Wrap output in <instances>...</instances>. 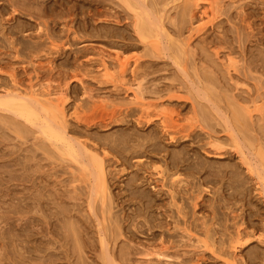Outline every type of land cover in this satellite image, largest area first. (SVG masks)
<instances>
[{
	"label": "rangeland",
	"instance_id": "rangeland-1",
	"mask_svg": "<svg viewBox=\"0 0 264 264\" xmlns=\"http://www.w3.org/2000/svg\"><path fill=\"white\" fill-rule=\"evenodd\" d=\"M195 2L196 0H0V7L1 5L4 7L3 11L2 7L0 8V93H4L5 90H23L32 85H36L35 88L39 90L47 86L53 91L61 89L65 101V119L70 124L68 135L76 142L83 141L89 145H95L97 149L105 148L110 151L108 168L113 171L115 176L112 177L115 180L111 181V176L107 175L106 182L113 193H118L117 195L122 193L124 195L127 179L132 175L130 173L137 169L135 166L127 167L122 164L124 161L121 159L124 158L122 155L130 154L126 152V148L128 151L138 140L144 141L142 137L148 140L157 138V141L166 145L169 150L173 148L179 150L183 147L190 161L199 160L202 162V167L205 166L202 168L203 173L195 175L202 176V179L199 178L200 182L198 180L193 182V178L188 176L190 177L188 180L194 183L193 186L196 185L193 190H197L198 193L201 187L209 188L208 192H202L204 205L195 209L192 199L189 200L192 202L188 201L189 204L192 203L188 205V209L192 212L194 210L196 217L202 216L198 217L200 220L203 219L202 221L196 220L198 224L202 222L200 226L206 218H209L207 225L213 229L219 228L217 238L216 235L214 237L218 241L220 239V244L216 241V246L208 248L196 241L199 239L197 237H200L212 242L202 233L203 231L200 232L202 229L197 228L196 233L192 230L191 236L196 239L191 237L193 242H188L192 244L191 247H186L188 251L185 247L183 248L187 252H190L189 248H191L190 253L194 254L182 255L183 258H196L201 255L202 260L205 256L203 262L200 261L201 264H233V262L264 264V242L261 241L264 238V188L262 187L264 184L261 185V179H259L260 175L264 174V157L259 153L260 149L264 152V142H262L264 130L261 133L259 129V126L264 124V0H213L212 5L202 0L199 1L198 7ZM208 8V14H202ZM146 15L150 16L146 19L149 22L158 23V27L152 25L151 31L141 36L136 22ZM117 55L120 57L119 61L122 60L121 66H124L123 74L118 66L121 62L116 61L117 65L113 58ZM104 60L108 64L111 63L110 75L105 77L102 76ZM135 62L136 67H134ZM124 63L125 65L128 63L127 67ZM82 70L85 72L84 75ZM72 73H78L79 80L83 84L78 81L77 75ZM140 80L147 97L145 102L151 103L149 111L153 121L149 123H144L146 120H143V123L138 121L142 111L140 105L133 100V87L135 88ZM213 92H216V95ZM229 97L234 99L231 100ZM227 100H237L244 106L245 112H248L246 113L247 123L243 125L234 119L233 111L230 110L232 106H229ZM162 107L168 110L173 108L172 111L167 110V112L165 109L166 113H174L173 120L165 113L168 118L166 123H170L172 128V130L168 129L170 134L161 132L163 124L160 123V117L157 118L155 115L157 108V111H160ZM214 107H218L220 111ZM74 115H81L79 118L88 117L83 121L85 117L80 120ZM27 122L20 116L0 109V215L8 218L10 222L6 219L5 222L1 216L3 220L0 224L2 226V229L0 227V251L4 249L0 252V264H104L101 235L107 238V244H109L108 257L114 255L117 262L124 264L127 261L128 264L129 262L134 264L138 260L139 264H156L155 256H147L149 257L147 258L142 253L145 246L156 244L163 230L166 232L165 235L173 231V235L169 234L170 240L177 238L174 240L177 242L181 239L182 234L178 235V233L183 231L174 224L172 227L168 226L169 232L167 227L162 230L150 229L148 223L144 224V219V222L141 221L144 218L143 214L136 221H140L141 225L138 223L140 228L139 225L137 227L131 223L126 231L118 222L120 225L117 231L115 226L117 223L111 219V214L108 216L102 212L100 195L94 199L95 207L91 212L88 206L89 182L84 171L79 170L77 163L61 155L51 141L39 131L37 125ZM23 126H26V129L21 131ZM181 128L187 134L191 132L190 137L182 138L184 130ZM249 128L251 130L254 128L255 131L254 129L250 131ZM176 129L178 132L175 131ZM171 134L175 135L174 140L168 139ZM214 138L220 139L222 143L221 156L215 155L208 144V141ZM118 140L122 141L121 144L115 147L116 151H111L107 144L114 146L119 142ZM136 150L138 152H134L130 157L132 164L142 159L141 161L145 160L155 166L164 165L162 169H165L164 152L160 154L153 151L141 150L140 152L139 148ZM161 155L163 157H160ZM245 157L253 166L254 164L258 166L254 169L258 173L248 171ZM123 168L124 171H122ZM184 168L182 172L181 170L178 172L181 177L185 172ZM169 169L168 171L165 169L168 177L173 178L178 174L169 176L176 171L174 169L175 171L172 172V168ZM210 170H223L221 175H224L215 179L214 175L209 173ZM149 171L151 175L154 174L152 178H160L157 175V169L152 168ZM139 172L140 177L145 174L143 170ZM228 172L231 173L228 174ZM232 174L234 177L237 175L235 178L240 183L236 185V190L234 187L230 188ZM171 178H168L169 183L172 182ZM203 179L207 180L204 182ZM208 179H215L212 181L216 183L207 184ZM61 180L65 184L61 183ZM141 185L142 189L153 191L151 185L144 183ZM167 187L169 186L167 185L165 190L168 189ZM65 190H67L66 193ZM32 196H36L33 197L34 200ZM221 196L223 199L220 200ZM40 198L44 202L38 205L41 203ZM62 198L64 201L61 202ZM214 200L219 201L217 218L219 224L225 225L224 229L219 224L217 227V223L214 226L210 224L213 221L211 207ZM31 201H35L33 203L35 208ZM36 201L39 203L37 204ZM128 201L123 204H127L128 206H125L127 208L115 202L114 209L118 212L115 215H120L121 218L123 213L133 215L134 212L135 214V211L132 212V209H135L134 206H129L133 203H127ZM166 201L169 200L166 199ZM64 205L66 210L62 211V208L63 210L65 208ZM158 212L155 215L159 214ZM67 213H69L68 216ZM64 216L65 221H63ZM103 216L106 217L104 222ZM67 217L70 222H77L75 224H79L77 225L79 229L83 227L81 231H84V234L79 237L80 242H77V238V240L73 239L69 229L64 231L66 229L64 223L69 222ZM25 222L27 230L24 231ZM87 223L91 226L87 227ZM103 223H106L104 227ZM16 225L19 227L17 228ZM144 226L148 230L143 229ZM133 227L138 230H134ZM237 228L248 235H243V240L247 243H243V240L239 241L241 246L240 243L238 246L241 248L231 241L232 235H236ZM223 230L226 233L222 232ZM4 232L7 234L4 235ZM152 232H155L154 237L151 235ZM92 233L95 234L94 237ZM122 234L125 236L123 237ZM130 236L134 239H132L133 243L130 241ZM186 239L188 241V238ZM126 240L132 243H128L132 247ZM152 240H154L153 243H151ZM4 241L5 244H3ZM121 241L128 246H124ZM120 242L122 247L119 245ZM139 243L144 244L143 248L139 247ZM194 243H199L198 245L202 247L197 246V248V244ZM234 245H236L235 248ZM192 247L197 250L194 251ZM121 248L124 249L123 252L128 253L126 255L128 258L125 255L122 257ZM211 248L215 250V254ZM181 249L182 247L179 251L183 252ZM171 250L169 252L173 254L175 251ZM220 250H223V254ZM234 254L236 259L233 258ZM173 256L170 259L172 263H174L172 259L177 258ZM122 258L126 259L124 263ZM147 259L148 262L152 260L151 263H148ZM178 259L175 262L181 263ZM154 261L155 263H152Z\"/></svg>",
	"mask_w": 264,
	"mask_h": 264
},
{
	"label": "bare ground",
	"instance_id": "bare-ground-1",
	"mask_svg": "<svg viewBox=\"0 0 264 264\" xmlns=\"http://www.w3.org/2000/svg\"><path fill=\"white\" fill-rule=\"evenodd\" d=\"M6 1V0H5ZM199 1H202V0H199ZM199 1L198 0H196V2L195 3H197L196 5H197V7L200 5L199 4ZM205 1H207L208 2V4L209 5H212V3H213V0H205ZM8 2V1H7ZM1 4V3H0ZM5 4V3H4ZM3 5H1V7H2ZM0 7V8H1ZM211 7V6H210ZM209 7V8H210ZM209 8L207 9V10H204L203 12H202V14H205V15H207L208 14V10H209ZM242 8V7H241ZM4 10V7H2V11ZM242 10V9H241ZM40 12V11H39ZM41 12H42V9H41ZM46 13V12H45ZM44 13V14H45ZM42 14H43V12H42ZM245 15V14H244ZM241 16H243V14L241 15ZM146 17H148V18H150V16L149 15H146V16H142V18L140 19V21H138V22H136V27L137 28H139V33L141 34V36H143L146 32H149V30L151 31V29H152V25H155V26H157L158 27V23H156V22H149L147 19H146ZM242 18H244V17H242ZM241 18V19H242ZM245 19V18H244ZM243 19V21H245ZM248 24H249V22H247ZM250 25V24H249ZM249 27V26H248ZM252 28V27H251ZM12 41V40H11ZM52 41V40H51ZM15 43V41L13 42V44ZM53 43V42H52ZM24 45H25V43H23ZM26 46V45H25ZM24 46V47H25ZM58 47V46H57ZM62 47V46H61ZM60 47V48H61ZM19 49V48H18ZM63 49V48H62ZM186 49V48H185ZM58 50H60V49H58ZM18 51H20V50H18ZM118 54V53H117ZM116 55V54H115ZM118 55H120V54H118ZM113 56V58H114V61H115V63H116V61H119V56ZM53 61V60H52ZM136 61V60H135ZM119 62H121V64L120 65H118L117 63V65L119 66V68H120V71L122 72V74H123V72L125 73V71H124V66H121L122 65V60L121 61H119ZM139 61H138V59H137V63H138ZM114 63V64H115ZM136 62H135V66L134 67H136V64H137ZM140 63V62H139ZM138 63V64H139ZM48 64H49V62H48ZM52 64V63H51ZM103 74H102V76L103 77H105V76H108V75H110V65H111V63H107L105 60L103 61ZM128 64V63H127ZM127 64L125 65V63H124V65L127 67ZM50 65V64H49ZM48 65V66H49ZM42 65H40V67H41ZM52 67V66H51ZM49 68V67H48ZM81 67H79V69H80ZM51 69V68H50ZM78 69V70H79ZM125 70H126V68H125ZM135 70V69H134ZM134 70H133V72H134ZM81 71V70H80ZM121 72H119V73H121ZM136 72V71H135ZM82 73H83V75L85 74V72H83V70H82ZM81 73V74H82ZM12 74V73H11ZM72 74H74V73H72ZM76 74V73H75ZM74 74V75H75ZM78 74V73H77ZM76 74V75H77ZM122 74H120L121 76H122ZM140 74V73H139ZM13 75V74H12ZM74 75H73V77H74ZM75 75V76H76ZM79 75V74H78ZM78 75H77V78H78V81L80 82V76L78 77ZM82 75V76H83ZM141 75V74H140ZM143 75V74H142ZM120 76V77H121ZM125 76V75H124ZM67 77V76H66ZM71 77V76H70ZM72 77V78H73ZM123 77V76H122ZM69 78V77H68ZM74 79V78H73ZM75 79H76V77H75ZM102 79V78H101ZM100 79V82H102V80ZM125 79V78H124ZM14 80V79H13ZM82 80H83V77H82ZM143 80V79H142ZM120 81V80H119ZM123 80L121 79V82H122ZM125 81V80H124ZM68 83V82H67ZM80 83H82V82H80ZM125 83H127L126 81H125ZM83 84V83H82ZM13 85V87L15 86V84H12ZM65 85H66V83H65ZM116 85V84H115ZM36 86V85H35ZM35 86H30L29 88H25V89H23V90H20V89H18L17 91H9V90H5L4 91V93H0V109H3V110H5V111H9V112H11V113H13V114H15V115H17L18 117L20 116L21 118H24L25 119V121L27 122H30V123H32V124H34L36 127H38L39 128V131L44 135V136H46V138H48L50 141H51V144H53L55 147H56V149L61 153V155H63V156H65L67 159H69L71 162H73V163H77L76 165H78V167H79V170L81 171V170H83L84 171V173H85V176H86V178H87V180H88V182H89V186H88V188H89V193H88V197H89V199H88V206H89V209H90V211L91 210H93L94 209V205H95V203H94V199L96 198V196H98V195H100V200H101V209H102V212L103 213H106L107 215L109 214H111V219H114V222L115 223H117L115 226H116V230L118 229V226L120 225V224H118V222H120L121 223V227L123 226L124 228H125V230L126 229H128L129 228V226H130V224L132 223V224H135V225H137V227H138V225L140 224V221L139 222H136L137 221V218L139 217V216H142V214H143V216H144V218H142V220L141 221H143V219L145 220V222H144V224L145 223H148V225L150 226V229L151 228H157V229H159V230H162L163 228H165V227H167V230H168V232H169V230H170V228L168 227V226H170V227H172L173 225L172 224H174V226L175 227H177L178 229H180L181 231H183V233H178V235L179 234H182V236L180 237L181 239H178L180 242H178V240H177V242L176 241H174V240H176V239H172V240H170V238H171V236H169V234H167V235H165V233L166 232H164V230H163V232H161L160 234H159V241L157 242V241H155V243L156 244H154L153 242H154V240H152V242L151 243H153V245L151 244H149V246H145V249L142 251V253L143 254H145L146 255V257L147 256H155L156 257V259H157V261H156V259H155V261L157 262L156 264H163V263H167V264H176V263H178V261H176L175 262V260L176 259H178L181 263H178V264H201L202 262H203V259L205 258V256H204V258L201 260V255H199V253H197L199 256L198 257H196V258H193V257H186V258H183V256L182 255H191V254H194V253H190L191 252V248H189V251L190 252H187L188 250H187V246H192V244L190 245L188 242H190V243H192L193 242V240H192V238L191 237H194V236H191L192 234H191V231L192 230H195L194 232L196 233V231H198L197 230V228L200 230V229H202V230H200V232L201 231H203L202 233L207 237V238H209L210 239V241H212L211 243L210 242H208L207 240H203V239H201L200 237H197V238H199L198 240H196L197 242H201V243H203L204 244V246L205 247H208V248H210V247H214V246H216L215 244L217 243V242H219L220 241V239H219V241H218V239L216 240L215 239V235L219 232V230H217V229H219V228H217L219 225H220V227H222L223 225L222 224H219L218 223V218H217V212H218V209H217V206H219V201H218V203H217V201H215L214 203H213V205H212V219L211 220H213L210 224H213V226H214V224H216V228L217 229H213V228H211V226H208L207 225V223H208V220H209V218H206V220L205 221H203V224L205 225V226H203V224L201 225V226H203L202 228H201V226H200V224L202 223V222H200L199 224L196 222V220H200V219H198V217H199V215L196 217V212L193 210V212L192 211H190V209H188L189 208V206L192 204H189L188 203V201L189 200H192L193 199V207H195V209H196V207H202L204 204L202 203V201L204 200V197L202 196V192H208L209 190V188L207 187H205L204 189L201 187V185L199 186V190H198V193L195 191V190H193V187H195V186H193L194 185V180H198L199 182H200V180H199V178H201L202 179V176L200 175V176H195V175H198V174H201V172L203 173V171H202V168H204V167H202V165H201V161H199V160H195L194 162L191 160L190 161V157H188V156H186L187 155V152H186V150H184V148L182 147L181 149H179V150H175L174 148H173V150L171 149V150H169L167 147H166V145H163V144H160L158 141H157V138H155L154 140H148V139H146L145 137H142V139L144 140V141H137L136 143H135V146L134 147H132V148H129L128 149V151H127V148H126V152L127 153H130L129 154V156H127L126 154H123L122 156L124 157V158H121L122 156H120V158L122 159V161H123V159H124V161L122 162V164H124L125 166L127 165V167H128V165H130L129 167H131V166H135V167H137V169H135V171H133L132 173H130V174H132L130 177H128V179H127V182H126V188H125V193H124V195H123V193L122 194H120V195H117L118 193H113L112 192V190L110 189V187L108 186V184H107V182H106V179L108 178V176H111V181L113 180H115V178L114 177H112V176H115L114 175V173H113V171L110 169V168H108V166L110 165L109 164V162L108 161H110V158L108 159V156H109V152L110 151H108L107 149H102V150H100V149H97L96 148V146L95 145H89L88 143H86V142H83V141H74L68 134V129H69V126L68 125H70L68 122H67V120L65 119V112H64V110H65V101H64V95L62 94L63 93V91L60 89L59 91H53L52 89H49V86H47L46 88H44V89H36L35 88ZM117 86V85H116ZM16 87V86H15ZM45 87V86H44ZM144 87V86H143ZM67 89V88H66ZM89 90V89H88ZM144 90L145 89H142V81L140 80V81H138L137 83H136V86H135V88L133 87V100L138 104V105H140V108H141V111H142V114L140 115V119L138 120L140 123H143L144 121L143 120H146L144 123H146V122H152L153 121V119H152V121H151V113H150V106H151V103H146L145 102V100H146V98L147 97H145V94H144ZM208 90V89H207ZM211 90V89H210ZM212 90H214V89H212ZM211 90V91H212ZM91 91V90H90ZM89 92V91H88ZM214 93V92H213ZM216 93V92H215ZM214 93V94H215ZM213 94V95H214ZM219 94V93H218ZM216 95V94H215ZM93 96V95H92ZM206 96V95H205ZM90 97H91V94H90ZM94 97V96H93ZM66 98V97H65ZM208 98V97H207ZM218 98V97H217ZM230 98V97H229ZM41 99V100H40ZM226 99H227V97H226ZM231 99V98H230ZM232 99H234V98H232ZM231 99V100H232ZM66 100V99H65ZM207 100H209V98L207 99ZM160 101V100H159ZM210 102V101H209ZM227 102H228V104H229V106H232V108L230 107V110L232 109V111H233V115H232V113H231V115L232 116H234V119L235 120H237L238 122H241V123H243V125H244V123L246 122V113H248L247 111L245 112V109H244V106H242V105H240L238 102H237V100H233V101H230V100H227ZM134 103V102H133ZM135 103V104H136ZM157 103V105H158V102H156ZM164 103V102H163ZM152 105H154V104H152ZM160 106V105H159ZM162 106V105H161ZM213 106H216V105H213ZM228 106V107H229ZM157 107V106H156ZM159 108V107H158ZM158 108H157V110H158ZM212 108V107H211ZM215 108V107H214ZM246 108V107H245ZM257 108V107H256ZM165 109H166V112H167V110H168V108H164V107H162L161 108V110L160 111H157L156 110V112L157 113H155V115L157 116V118L158 117H160L159 119H160V123H162L163 125H162V130H161V132H163V133H165V134H167L168 133V129H171L172 130V128H170V123H166L167 122V120H168V118H167V115H165ZM173 109V108H172ZM172 109H169V110H171L172 111ZM216 110H219V108L218 107H216L215 108ZM214 109V110H215ZM168 110V111H169ZM211 110H213V109H211ZM258 110H260V109H258ZM173 111H175V110H173ZM220 111V110H219ZM219 111H216V112H218L219 113ZM231 111V112H232ZM249 112H250V109L248 110ZM76 112V111H75ZM79 112V111H78ZM176 112V111H175ZM207 112V111H206ZM222 112V111H221ZM76 114H78L77 112H76ZM166 114H168L169 115V118L171 119V120H173L174 119V117H173V115L172 114H174V113H172L171 112V114L168 112V113H166ZM207 114V113H206ZM219 114H221V113H219ZM74 116H77L76 118H79V116H81V115H74ZM220 116V115H219ZM222 116V115H221ZM83 117H85V116H82V117H80V118H83ZM88 116H86L85 118H83V121H84V119H86ZM91 117V116H90ZM102 117V116H101ZM107 117V116H106ZM110 117H111V115H110ZM79 118V119H80ZM103 118V117H102ZM101 118V119H102ZM105 118V117H104ZM167 118V119H166ZM232 118V117H231ZM16 119V118H15ZM106 119V118H105ZM111 119V118H110ZM169 119V120H170ZM233 119V118H232ZM18 120V119H17ZM78 120V119H77ZM80 120H82V119H80ZM79 120V121H80ZM87 120V119H86ZM112 120V119H111ZM16 121V120H15ZM102 121H104L103 119H102ZM137 121V122H138ZM154 121H156V120H154ZM18 122V124L22 127V125L19 123V121H17ZM22 122H24V120L22 121ZM27 122V123H28ZM105 122V121H104ZM68 123V124H67ZM159 123V124H160ZM247 123V122H246ZM170 124V125H169ZM226 124H227V121H226ZM238 124V123H237ZM17 125V124H16ZM19 125L17 126V127H19ZM241 125V124H240ZM172 126L174 127V124H172ZM171 126V127H172ZM252 126V125H251ZM250 126V127H251ZM254 126V125H253ZM256 126V125H255ZM257 126H259V125H257ZM24 127V126H23ZM260 128V130H261V133L263 132V130H264V124H262V125H260L259 126ZM177 128V127H176ZM179 128V127H178ZM19 129H20V127H19ZM26 129V126L23 128V129H21V131H23V130H25ZM182 129V128H181ZM250 129V128H249ZM254 129V128H253ZM252 129V130H253ZM257 129H258V127H257ZM170 130V131H171ZM179 130V129H178ZM182 130H184V129H182ZM251 129H250V131H252ZM176 132H178L177 131V129L175 130ZM181 131V130H180ZM254 131H255V129H254ZM182 132V131H181ZM184 132H185V130H184ZM184 132H182L183 134H184ZM256 132H257V130H256ZM172 133H173V131H172ZM181 133V134H182ZM209 133V132H208ZM168 134H170V133H168ZM176 134V133H175ZM181 135L182 136V138L184 137H190V135L189 134H191V132H189V134H187V132H185V134L184 135ZM264 135V133L262 134V136ZM210 136H212L211 134H210ZM231 136V135H230ZM187 137V138H188ZM170 138V140H174L175 139V135H173V134H171V135H169V137H168V139ZM178 138V137H177ZM221 138V137H220ZM263 138V137H262ZM137 139V138H136ZM179 139V138H178ZM209 140V139H208ZM212 141H208V144L211 146L210 148L213 150V153L215 154V155H219V156H221L222 155V151H221V149H222V143H221V141H220V139H218V138H214V139H211ZM119 141V140H118ZM176 141H178L177 139H176ZM121 142L122 141H119V142H117V143H115L114 144V146H110V144H107V147H109L110 149H111V151H116L115 149V147H118L120 144H121ZM207 142V141H206ZM205 142V143H206ZM262 142H264V141H262ZM177 143V142H176ZM207 144V145H208ZM261 144V143H260ZM264 144V143H263ZM97 145V144H96ZM99 147V146H98ZM101 147V146H100ZM99 147V148H100ZM136 148H139L140 149V152H141V150H143L144 152H157V153H163L164 154V163L166 164V167H165V169L168 171V169L169 168H172V172H173V170L174 169H176V171L175 172H173V173H171V175H169V176H174L175 174H177L180 170H181V172H182V169L184 168L185 169V174L183 175L182 174V177H181V174H177V175H175L173 178H171V177H168V175L166 174V171H165V169H162V167L164 166V165H162V166H155V164H153V163H150V162H145V160L144 161H141L142 159H140V161H136L134 164H132L131 163V161H130V157H132L133 156V153L134 152H138L137 150H136ZM210 149V150H211ZM211 150V151H212ZM241 150V149H240ZM123 151H124V149H123ZM220 151H221V153H220ZM143 152V153H144ZM143 153H142V155H143ZM259 153L264 157V152L263 151H261V149L259 150ZM155 154V153H154ZM191 154V153H190ZM244 154V153H243ZM145 155V154H144ZM147 155V154H146ZM58 156V155H57ZM190 156V155H189ZM160 157H163L162 155L160 156ZM191 157H193V156H191ZM197 158V157H196ZM162 160V159H161ZM248 159H247V157H245V161H246V163L248 164V171L249 172H251V173H255V172H257L258 173V171H255L254 169H257L258 168V166L256 167V164H254V166L250 163V162H248L247 161ZM116 162V161H115ZM242 162H243V160H242ZM163 163V164H164ZM152 168H154V169H157V175H159L160 176V178H155V177H151V176H153V175H151L152 173H151V171H149L150 169H152ZM125 169L123 168L122 169V171H124ZM141 170H143V174H144V172H145V174L142 176V177H140V172L139 171H141ZM170 170V169H169ZM263 170H264V168H263ZM221 171H223V170H221ZM221 171H213V170H210L209 171V173L210 174H213L214 175V177L213 178H215L216 179V177H219V176H223L224 174H222L221 175ZM169 172H171V171H169ZM224 173H225V171H224ZM231 173V172H230ZM229 172H228V174H230ZM115 174H116V172H115ZM108 175V176H107ZM157 175H155V176H157ZM188 176H191L192 178H193V182H191V181H189L188 179L190 178H188ZM212 176V175H211ZM228 176H230V175H228ZM206 177V176H205ZM220 177V178H221ZM235 177H237V175L235 176ZM234 177V175L232 174V178H231V181H230V188L231 187H234L235 188V190H236V185H239L240 183H239V180L238 179H236ZM171 178V180H172V182H170L169 183V179ZM187 178V179H186ZM233 178H235V179H233ZM168 179V180H167ZM215 179H208L209 181H207L208 183L207 184H209V183H211L212 184V182H215L216 183V181H212V180H215ZM259 179H261V185H262V183L264 184V174L263 175H260V178ZM205 180H207V179H205ZM205 180L203 179L202 181H204L205 182ZM62 181V180H61ZM60 181V182H61ZM142 181V182H141ZM195 181V184L197 183V185H198V182H196ZM226 181V180H225ZM229 181V180H228ZM146 182V183H145ZM61 183H63V181L61 182ZM141 183H144V184H149V185H151V187L153 188V191H150V190H147V189H145V188H143L142 189V185H141ZM153 183H154V185H153ZM214 183V184H215ZM236 183V184H235ZM63 184H65V183H63ZM62 184V185H63ZM200 184H202V183H200ZM211 184H210V186H211ZM217 184H218V181H217ZM224 184V183H223ZM228 184V183H227ZM73 185V184H72ZM169 186V187H167L168 189L167 190H165V188H166V186ZM67 186V185H66ZM190 186H192V187H190ZM209 186V185H208ZM227 186V185H226ZM65 187V186H64ZM163 187H164V189H163ZM212 187V186H211ZM263 188H264V186H262ZM74 188V187H73ZM152 188H151V190H152ZM222 188V187H221ZM237 188H239V187H237ZM67 189H69V188H67ZM198 189V188H197ZM211 189V188H210ZM213 189H214V186H213ZM224 189V188H223ZM215 190V189H214ZM9 191V190H8ZM10 191H11V189H10ZM66 191L67 190H65V193H66ZM211 191H213V190H211ZM62 193L64 192V190L63 191H61ZM60 192V193H61ZM213 192H216V191H213ZM62 193L60 194L61 196H62ZM193 193H195V194H193ZM211 193V192H210ZM218 193H219V191H218ZM217 194V193H216ZM35 195V194H34ZM59 195V196H60ZM65 195H68V194H65ZM70 195V194H69ZM165 197H164V196ZM221 195V193L219 194V196ZM37 196L39 197V195L37 194ZM59 196H57V197H59ZM128 197V199H127V197ZM34 196H32L31 198H33ZM36 197V196H35ZM34 197V198H35ZM67 197V196H66ZM74 197V196H73ZM124 197H126V199L124 198ZM201 197H203V198H201ZM34 198L32 199V200H34ZM42 198V197H41ZM41 198H40V200L39 201H41ZM60 198V197H59ZM64 198V197H63ZM63 198L61 199V202L62 201H64L65 200V198H64V200H63ZM68 198V197H67ZM123 198H124V200H123ZM216 198V197H215ZM37 199V198H36ZM39 199V198H38ZM37 199V200H38ZM73 199V198H72ZM166 199H168L169 201L167 202L166 201ZM219 199V198H218ZM221 199H223V196H221V198H220V200ZM69 200H71V198L69 199ZM118 200H120L119 202H118ZM127 200H129L127 203H133V204H130L129 206H134L133 208H135L134 210L132 209V212L133 211H135V214H134V212H133V215H130L129 213H123L124 214V216H123V214H122V212H121V214H122V216H121V218L119 217L120 215H115L116 213L118 214V212L116 211L115 212V209H114V205H115V202L117 203V204H119L120 205V203H121V205H122V207L123 208H127V207H125L126 205H123V204H125V202L127 201ZM53 201V200H52ZM55 201V200H54ZM66 201V200H65ZM32 202V206H33V203L35 202V201H31ZM30 202V203H31ZM37 202V201H36ZM42 202H44V201H41V203H39V202H37V204L38 205H40V204H42ZM59 202H60V199H59ZM189 202H192V201H189ZM27 204V205H31V204ZM65 203V202H64ZM55 204V202L53 203V205ZM117 204H116V207H117ZM137 204V205H136ZM203 204V205H202ZM24 205V204H23ZM35 205V204H34ZM62 205V204H61ZM66 205V204H65ZM65 205H64V207H65ZM120 205V206H121ZM189 205V206H188ZM32 206L30 207V208H32ZM128 206V205H127ZM27 207H29V206H27ZM34 208H35V206H33ZM36 207H38V206H36ZM122 207H120V208H122ZM39 208V207H38ZM130 208V207H129ZM29 209V208H28ZM27 209V210H28ZM114 209V211H112ZM32 210V209H31ZM34 210V209H33ZM36 210V209H35ZM66 210V207L64 208V210H63V208H62V211H65ZM68 210H70V208L68 209ZM118 210V209H117ZM123 210V209H122ZM158 210L160 211V212H158ZM191 210H192V207H191ZM29 211V210H28ZM127 211V210H126ZM129 211H130V209H129ZM128 211V212H129ZM2 212V211H1ZM30 212V211H29ZM91 212H93V211H91ZM112 212H115V213H112ZM131 212V211H130ZM159 213V214H157V215H155V213ZM61 213H64V212H61ZM65 214V213H64ZM120 214V213H119ZM141 214V215H140ZM67 216L69 215V213H67L66 214ZM71 215V214H70ZM108 215V216H109ZM112 215H115L116 217L118 216L119 217V219H120V221L118 220V217L117 218H115V216H112ZM1 216L2 215H0V224H1V222H2V218H1ZM75 216V215H74ZM77 216V215H76ZM204 216V215H203ZM3 217V216H2ZM6 217V216H5ZM65 217V216H64ZM114 217V218H113ZM200 217H202V216H200ZM199 217V218H200ZM206 217V216H205ZM209 217V216H208ZM4 218V217H3ZM68 218V217H67ZM139 218H141V217H139ZM139 218H138V220H139ZM5 219L6 218H4V221H5ZM8 219V218H7ZM6 219V220H7ZM168 219H170V220H168ZM202 219V218H201ZM23 220V219H22ZM66 220V217L64 218V220L63 221H65ZM73 220V219H72ZM109 220H110V218H109ZM171 220H172V222H171ZM203 220V219H202ZM202 220H200V221H202ZM8 221V220H7ZM24 221V220H23ZM22 221V222H23ZM27 221V220H26ZM68 221H69V218H68ZM99 221V220H98ZM97 221V222H98ZM104 221H106V217L105 216H103V222ZM113 221V220H112ZM6 222V221H5ZM9 222V221H8ZM142 222V223H143ZM199 222V221H198ZM220 222V221H219ZM10 223V222H9ZM9 223H7V224H9ZM28 223L30 224L31 222L28 220ZM27 223V224H28ZM75 223H77V222H74V223H72V222H65L64 223V227L66 228V229H64V231L65 230H67V229H69L72 233V236H73V239H76L77 240V242H80V236L82 237L83 235L82 234H84L83 232L84 231H81V229L83 228H81V229H79V224H75ZM112 223V222H111ZM139 223V224H138ZM18 224V223H17ZM22 224H24V222L22 223ZM22 224H21V230L23 229V226H22ZM28 224V225H29ZM81 224V223H80ZM88 224V223H87ZM86 224V225H87ZM104 224V225H103ZM102 225H103V227L106 225V223H103ZM219 224V225H218ZM225 224V223H224ZM20 225V224H19ZM141 225V224H140ZM140 225H139V228H140ZM143 225V224H142ZM180 225H182V226H180ZM222 225V226H221ZM6 226H9V225H6ZM26 222H25V229H23L24 231L25 230H27V228H26ZM80 226H82V225H80ZM84 226V225H83ZM89 226H91L90 224H88L87 225V227H89ZM111 226H113V224L111 225ZM134 226V225H133ZM199 226V227H198ZM212 226V227H213ZM225 226V225H224ZM224 226H223V229H224ZM241 226H242V224H241ZM0 227H1V229H2V226L0 225ZM11 227V226H10ZM10 227H8V228H10ZM13 227V226H12ZM16 227H17V225H16ZM16 227L14 226V228L16 229ZM19 227V226H18ZM17 227V228H18ZM94 227V226H93ZM100 227V226H99ZM98 227V228H99ZM121 227H119V228H121ZM136 227V226H135ZM135 227H133V229L134 230H138V228H136L135 229ZM175 227H174V229H175ZM238 227H240V226H238ZM19 228V229H20ZM84 228H86L85 226H84ZM95 228H97V227H95ZM101 228H102V226H101ZM101 228L98 230L99 231V233L101 232ZM147 229L148 230V228H146V226H144L143 227V229ZM5 229V228H4ZM13 229V228H12ZM11 229V230H12ZM87 229V228H86ZM113 229V228H112ZM122 229V228H121ZM141 229H142V227H141ZM213 229V230H212ZM244 229V228H243ZM6 230V229H5ZM4 230V231H5ZM18 230V229H17ZM17 230H15V231H17ZM84 230V229H83ZM97 230V229H96ZM103 230V229H102ZM155 230V229H154ZM153 230V231H154ZM172 230H173V228H172ZM222 230V229H221ZM6 231H10V230H6ZM13 231V230H12ZM69 231V232H70ZM118 231V230H117ZM127 231V230H126ZM140 231V230H139ZM146 230H144V232H145ZM175 231V230H174ZM244 231H245V229H244ZM3 232V231H2ZM18 232V231H17ZM85 232H86V230H85ZM92 232H94L93 230H92ZM134 232V231H133ZM159 232V231H158ZM172 232L173 231H171V234H172ZM176 232V231H175ZM174 232V233H175ZM178 232V231H177ZM222 232H224V233H226L224 230L222 231ZM221 232V233H222ZM246 232H247V230H246ZM245 232V233H246ZM89 233V232H88ZM95 233H96V231H95ZM98 233V234H99ZM114 233V232H113ZM122 233H123V231H122ZM128 233V232H127ZM151 233V232H150ZM153 233H155V232H152V237H154L153 236ZM220 233V234H221ZM6 234H7V232H6ZM5 234V232H4V235H6ZM14 234H16V233H14ZM90 234V233H89ZM93 234V233H92ZM92 234L90 235V236H92ZM97 234V233H96ZM103 234V233H102ZM125 234V233H124ZM124 234H122L123 235V237L125 236ZM128 234H130V232L128 233ZM127 234V235H128ZM147 234V233H146ZM170 234V235H171ZM177 234V233H176ZM175 234V235H176ZM197 234H198V232H197ZM219 234V233H218ZM234 234V233H233ZM235 234L236 235H232V238H231V241L232 242H234V243H236L237 244V246H238V243H240V246H241V242H239L240 240L242 241L243 239H244V236L245 235H247V233L246 234H244V232H243V230H241L240 228H237V230L235 231ZM248 234H250V232L248 233ZM88 235V234H87ZM117 235H120V234H117ZM150 235V234H149ZM150 235V236H151ZM173 235V234H172ZM178 235H176V236H178ZM198 235H200V234H198ZM203 235V236H204ZM244 235V236H243ZM89 236V235H88ZM95 236V234H93V236L92 237H94ZM132 236H134V235H132ZM158 236V235H157ZM175 236V237H176ZM201 236V235H200ZM230 236V235H229ZM248 236V235H247ZM218 237L219 238H222L220 235H218ZM127 238V237H126ZM130 238H131V240L130 241H132V237L130 236ZM156 238H152V239H156ZM168 238V239H167ZM173 238H174V236H173ZM186 238H188V241H187V239ZM195 238V237H194ZM216 238H217V235H216ZM230 238V237H229ZM263 238V237H262ZM94 239V238H93ZM149 239H150V237H149ZM196 239V238H195ZM100 240H101V243H102V257H103V259H104V264H121V263H119V262H117L116 261V259L112 256V255H110L111 257H108V255L110 254L109 252H108V245L109 244H107V238L104 236V235H101V238H100ZM134 240V239H133ZM147 240V239H146ZM151 240V239H150ZM184 240H186V241H184ZM109 241V240H108ZM111 241V240H110ZM124 241H125V239H124ZM217 241V242H216ZM230 241V240H229ZM262 242H264V238L261 240ZM113 242H115V241H113ZM122 242V244L125 246V245H127L128 243H129V241L127 242V240H126V242H127V244L124 242L123 243V241H121ZM121 242H120V244L119 245H121V247H122V244H121ZM145 242H147V241H145ZM224 242H225V240H224ZM247 243L246 241H244L243 240V243ZM83 243V242H82ZM132 243H133V241H132ZM132 243H129V244H132ZM148 243V242H147ZM188 243V244H187ZM222 241H221V245H222ZM1 244H2V242H1ZM3 244H5V241L3 242ZM114 244V243H113ZM128 244V245H129ZM195 245H196V247L197 246H199L200 244L199 243H194ZM199 244V245H198ZM219 244H220V242H219ZM233 244V243H232ZM6 245H7V243H6ZM79 245V244H78ZM77 245V246H78ZM127 245V246H128ZM138 245V244H137ZM139 247H141L142 246V248H143V246H144V244L143 245H141V243H139ZM5 246V245H4ZM123 246V247H124ZM129 246H131V245H129ZM134 246V245H133ZM24 247V246H23ZM82 247V246H81ZM80 247V248H81ZM117 247H119V246H117ZM132 247V246H131ZM135 247V246H134ZM133 247V248H134ZM137 247V246H136ZM135 247V248H136ZM180 247H182V249H183V252L182 251H179V249H180ZM183 247H185V249L187 250V251H185V249L183 248ZM194 247V246H193ZM193 247H192V249H193ZM199 247H202V246H199ZM217 247H218V244H217ZM229 247H230V245H229ZM236 247V245H234V248ZM239 247V246H238ZM3 248V245H2V247H1V249ZM127 248V247H126ZM134 248V249H135ZM138 248V247H137ZM179 248V249H178ZM198 248V247H197ZM222 248V247H221ZM221 248H217V249H221ZM232 248V247H231ZM233 248V249H234ZM239 248H241V247H239ZM4 249V248H3ZM2 249V250H3ZM120 249V248H119ZM122 249V251H121V255H122V257H123V255H127L128 253H125V252H123V248H121ZM131 249V248H130ZM139 249V248H138ZM170 249H174V251L175 252H173V254H170V252H169V250ZM181 249V250H182ZM200 249V248H199ZM216 249V248H215ZM223 249V248H222ZM237 249V248H236ZM235 249V250H236ZM1 250V251H2ZM112 250H114V248H112ZM126 250V249H125ZM128 251H131V250H129V249H127ZM135 250H137V249H135ZM171 250V251H172ZM194 251H196L197 249H193ZM192 250V251H193ZM203 250V249H202ZM211 250H212V248H211ZM0 251V252H1ZM26 251H28V250H26ZM79 251V250H78ZM132 251H134V250H132ZM138 251V250H137ZM217 252L219 251V250H216ZM223 251V250H222ZM221 250H220V252H222ZM81 252H82V248H81ZM136 252V251H135ZM134 252V253H135ZM199 252V251H198ZM202 252V251H201ZM204 252V251H203ZM212 252L215 254L216 252H215V250L213 249L212 250ZM211 252V253H212ZM219 252V253H220ZM225 252V251H224ZM133 253V252H132ZM181 253H183V254H181ZM190 253V254H189ZM196 253V252H195ZM131 254V253H130ZM202 254V253H201ZM222 254H223V252H222ZM1 255V254H0ZM118 255H119V253H118ZM174 255V256H173ZM186 255V256H187ZM107 256V257H106ZM172 256L173 257H177L176 259H172V260H174V263H172L173 261H171L170 259L172 258ZM181 256H182V258H181ZM234 257V259H236V256H235V254L233 255ZM154 257V258H155ZM195 257V256H194ZM200 257V258H199ZM108 258V259H107ZM126 258H128L127 256H126ZM147 258H149V257H147ZM154 258H153V260H154ZM123 259V258H122ZM119 260H121V259H119ZM145 260V259H144ZM116 261V262H115ZM123 262L122 263H124V261H126V259L124 258L123 260H122ZM130 261V260H129ZM140 261V260H139ZM147 262H148V259L146 260ZM152 261V260H151ZM151 261H149L150 263H151ZM155 261L154 262H152V263H155ZM200 261H202V262H200ZM136 262L138 263V260H136ZM135 262V263H136ZM148 262V263H149ZM127 263V261L124 263V264H126ZM130 264H132L131 262H129ZM134 263V264H135ZM232 263V262H231ZM128 264V263H127ZM139 264V263H138ZM233 264H238L237 262H233Z\"/></svg>",
	"mask_w": 264,
	"mask_h": 264
}]
</instances>
